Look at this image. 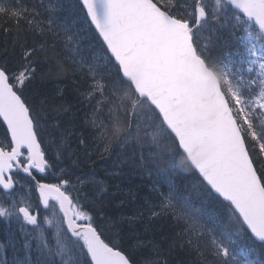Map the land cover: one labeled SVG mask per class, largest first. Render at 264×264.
<instances>
[{
	"label": "snow or ice",
	"instance_id": "6c2138e0",
	"mask_svg": "<svg viewBox=\"0 0 264 264\" xmlns=\"http://www.w3.org/2000/svg\"><path fill=\"white\" fill-rule=\"evenodd\" d=\"M0 17L62 37L63 59L88 81L95 155L139 152L148 219L179 227L192 264H264V0H0ZM85 41L91 62L77 59ZM20 49L18 65L0 63V253L10 248L11 264H138L151 244L149 264H162L154 241L124 246L125 221L144 210L109 215L107 181L77 175L67 135L48 130L33 84L62 62L44 70V44Z\"/></svg>",
	"mask_w": 264,
	"mask_h": 264
},
{
	"label": "trees",
	"instance_id": "16d2710c",
	"mask_svg": "<svg viewBox=\"0 0 264 264\" xmlns=\"http://www.w3.org/2000/svg\"><path fill=\"white\" fill-rule=\"evenodd\" d=\"M23 2L31 4L35 0H23ZM5 28L8 31H4ZM54 40L56 41L55 48L51 47ZM22 43L27 46L35 45L37 47L40 44L45 45L46 52L41 53L38 57L44 62V70H47L49 64L54 65L56 60H60L63 64L61 71L56 72L54 68L51 76L45 78L43 81L38 79L34 82L33 89L39 93L34 96V99L37 103L41 100H46L50 130L67 135L70 149L75 153L73 159L78 157L80 160L79 166L75 169L76 173L80 171L81 167V169L92 171L95 175L100 176V179L107 181L109 195L106 198V202H110L108 204L109 215L134 217L139 215L142 209L144 210L143 220L132 224L125 221L124 246L129 248L135 244L137 238L146 242L154 241L159 245L158 250L161 253V257L159 258L162 264L163 259H166L168 264H192L194 257L179 247L180 237L176 235L180 231L179 227L167 217L149 221L145 201H147L146 199H150L149 188L151 185L145 171L142 173L140 168L137 169L136 167L133 168L132 165H128L129 168L125 166L126 169L133 168L135 170L132 172L133 174H127L124 171V167L123 169L120 167L121 163H125L129 159L130 154L135 155V163L140 165L137 159L139 152H128L125 155L119 156V158L115 155L111 157L106 155L104 159H101L95 155L101 149L92 145L89 138V113L91 106L85 99L88 81L80 74L73 75L71 61L63 59L66 56H71L72 53L64 47L62 37L57 38L47 33L41 36L39 33L29 30L23 22L17 27L11 20L0 17V63L7 60L9 67L18 65L20 62V44ZM83 47L85 50L82 53L86 54V51H88L87 41L84 42ZM45 56L48 57L47 60H45ZM37 74L39 76V70ZM56 125H58V128L55 127ZM80 139L89 141L86 148L79 144ZM87 153H93L91 160L88 159ZM83 158L85 161L82 160ZM162 166L164 168L163 163ZM123 173L126 174L122 176ZM188 175L191 176L192 174L189 173ZM118 183L120 185H117ZM122 201L123 203H121ZM197 207H201V205L197 204ZM204 207L211 211L213 205L206 203ZM223 219L227 223L228 218L226 214H224ZM151 248V244H148L147 247L135 253V259L138 264H149L151 260L158 258L155 251H151Z\"/></svg>",
	"mask_w": 264,
	"mask_h": 264
},
{
	"label": "rangeland",
	"instance_id": "374dc122",
	"mask_svg": "<svg viewBox=\"0 0 264 264\" xmlns=\"http://www.w3.org/2000/svg\"><path fill=\"white\" fill-rule=\"evenodd\" d=\"M84 148H86V147H84ZM82 160H84V158H83ZM135 160H136L135 155H134V154H130L129 159H128L125 163H121V164H120V167H122V169H123V167H124V171H125L127 174H133L132 172L135 170V169H133L134 167H136L137 169L140 168V165H137V164L135 163ZM84 161H85V160H84ZM149 163H152V161H149ZM155 163L159 165V168H160L161 171H164V168H163V166H162V163H163V162H161V161L158 159ZM128 165H132L133 168H131V169H126V167H128ZM125 166H126V167H125ZM128 168H129V167H128ZM126 173H123L122 176H124V174H126ZM116 174H118V173H116ZM145 174H146V177H148V173H147V171H145ZM98 179H100V178H98ZM152 179L155 180V179H157V177H156V176H153ZM117 185H120V183H118ZM117 187H120V186H117ZM34 199H35V196H33V200H34ZM146 200H148V199H146ZM13 224H14V225H12V228H13V230H15L18 226H17L15 223H13ZM6 227H7V225H6L5 223L0 222V242L5 241V239H6V237H5V232H4V229H5ZM0 255H2L4 258H6V259L8 260V262H9V264H11L12 259H13V253H12V251H11L10 248H9L6 252L0 253Z\"/></svg>",
	"mask_w": 264,
	"mask_h": 264
},
{
	"label": "bare ground",
	"instance_id": "6f19581e",
	"mask_svg": "<svg viewBox=\"0 0 264 264\" xmlns=\"http://www.w3.org/2000/svg\"><path fill=\"white\" fill-rule=\"evenodd\" d=\"M63 50V49H62ZM65 56V55H64ZM79 101V100H78ZM84 105V104H83ZM78 110V109H77ZM90 110V109H89ZM88 126V125H87ZM84 127V126H83ZM90 138V137H89ZM74 148V147H73ZM133 180V179H132ZM125 185V184H124ZM143 188V187H142ZM114 194V193H113ZM142 195V194H141ZM148 195V194H147ZM112 200V199H111ZM107 201V200H106ZM116 201V200H115ZM139 207V206H138ZM115 209V208H114ZM167 221V220H166ZM14 225V224H13ZM151 229V228H150ZM165 230V229H164Z\"/></svg>",
	"mask_w": 264,
	"mask_h": 264
}]
</instances>
